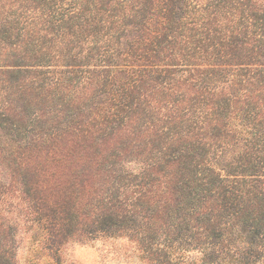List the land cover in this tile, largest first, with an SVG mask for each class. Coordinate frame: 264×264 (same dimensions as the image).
Returning a JSON list of instances; mask_svg holds the SVG:
<instances>
[{
	"label": "trees",
	"instance_id": "1",
	"mask_svg": "<svg viewBox=\"0 0 264 264\" xmlns=\"http://www.w3.org/2000/svg\"><path fill=\"white\" fill-rule=\"evenodd\" d=\"M18 222L264 264V0H0V264Z\"/></svg>",
	"mask_w": 264,
	"mask_h": 264
},
{
	"label": "rangeland",
	"instance_id": "2",
	"mask_svg": "<svg viewBox=\"0 0 264 264\" xmlns=\"http://www.w3.org/2000/svg\"><path fill=\"white\" fill-rule=\"evenodd\" d=\"M17 220V216H12ZM17 261L19 264H50L49 256L42 249V243H32L26 234L22 222H18ZM32 235V234H30ZM36 237L35 233L33 234ZM191 253L190 257H195ZM63 264H148L144 262L136 247L125 237L101 238L86 244H79L69 239L63 247Z\"/></svg>",
	"mask_w": 264,
	"mask_h": 264
}]
</instances>
